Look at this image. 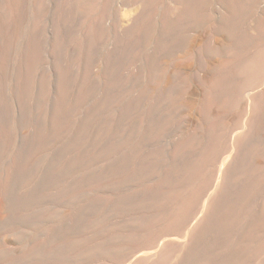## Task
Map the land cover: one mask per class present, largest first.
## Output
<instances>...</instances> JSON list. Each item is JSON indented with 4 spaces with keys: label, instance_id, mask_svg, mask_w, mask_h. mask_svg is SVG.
<instances>
[{
    "label": "bare ground",
    "instance_id": "obj_1",
    "mask_svg": "<svg viewBox=\"0 0 264 264\" xmlns=\"http://www.w3.org/2000/svg\"><path fill=\"white\" fill-rule=\"evenodd\" d=\"M72 1L0 0V32L8 31L5 32L9 39L6 40L7 50L15 48L14 39L27 35L31 43L29 46H32L31 57L34 54H40L41 57L42 51L48 52L49 56H46L49 63L60 70L63 78L70 75L73 59L69 56L73 49L80 51L83 58L85 49L91 59L88 61L92 62L98 58L97 48L111 44L113 49L104 53V56L115 70L136 62L141 63L144 57L148 58V68L143 69L141 63L140 67L137 66L138 76L136 73L137 77H132L129 82L128 90H135L137 94L125 105L128 114L135 115V118L129 115L130 119L133 118L132 124H129L125 132L122 131L125 134L129 128L127 134L124 137L120 134L117 143L110 142V149L106 150L105 147L102 150V153L107 154V159L101 154L105 161H111L108 157L112 153L113 158H117L112 159L115 161L113 165L112 161L108 162L111 167L106 166V171L102 169L105 173L98 177V183H106L109 178L104 176H112L119 182L115 185V179L110 178L112 182H108L109 186L114 183L115 187H120V182L124 185L128 180L141 181L142 185L145 179L151 178L153 173L163 167V175L160 170L161 176L151 189L149 182L152 184V181L147 182L150 178L144 182L148 183L147 189L150 192L153 189L158 193L165 188L166 194L160 200L158 193L157 201L154 200L157 196L151 195L155 202L152 200L153 208L157 206L159 209L158 214L148 215L152 212L151 205L148 216L131 215L134 213L131 211L135 210L132 204L144 202V206L151 200L148 198H151V193L148 196L143 193L146 197L142 199V191V196L138 191L139 197L136 198V189L140 190V186L137 188L132 183L135 186L133 197L138 199L137 202L142 201H128L131 203V211L128 205L124 212H131V216H125L122 221L118 219L116 225L108 222L113 229L101 227L107 223L106 218L112 217L107 215L99 221L100 224L97 222L99 218H95V223H88L97 222L102 228L99 232H94V224L92 233L85 232L83 228L88 225L83 223L87 222V218L82 222L83 228L79 229L82 232L84 230L85 234L76 235L77 230L76 234L70 231L72 236L68 235V230L64 234L65 229L61 231L56 228L57 232H63L57 234L53 228L55 234L50 231L53 236L41 235L37 231L39 223H36L39 212L35 213L34 210L36 181L33 178L29 180V191L23 193L25 168L19 155H14L6 168L0 166V264H248V255L242 249L236 251L232 248L228 232L212 233L213 230H208L212 219L225 222L223 218L227 220L228 216L232 222L244 212L242 209L245 203L240 207L235 202L239 200L234 201L233 198L241 196L246 199L243 197L246 191L256 194L264 185V89L261 90L264 88V46L261 45H264V9L258 14H252L264 0H99L95 17L92 20L82 18L73 30L70 11ZM114 4L118 8L116 14L112 9ZM124 9H130L129 14L133 15L127 18L128 14L121 13ZM249 15L254 17L250 18ZM246 21L249 24L247 29L244 28ZM241 28L246 29V32ZM248 44L256 49L254 55L246 54L249 49L245 52L244 47ZM150 46L152 52L147 53ZM177 53L180 55L176 56ZM193 63L203 68L199 78L179 83L178 71H185ZM169 65L171 71L168 70ZM260 78V83L253 86ZM127 111L122 110V117L126 114L123 119L128 117ZM236 112H239L240 122L228 129L226 124L231 127L228 121ZM4 153L0 151V165L4 164L8 156ZM211 168L213 170L210 173ZM208 173L213 174V178H208L210 180L204 184V188L200 186L203 191L200 187L194 190L195 186L192 190V181L207 179L205 177ZM129 185L126 186H132ZM109 186L105 188L109 189L108 192L115 190V187ZM120 188H117L116 194L114 191L112 193L121 198L120 206H126L130 192H122L124 188ZM141 190H146V186ZM107 191L104 193L110 194ZM145 192L148 193V190ZM225 194L233 198L228 201ZM242 198L241 201L244 200ZM116 201L115 204L120 207ZM170 204L178 207V211L173 208L176 214H160ZM147 205L146 209L149 208ZM115 207L114 210L119 213L117 215H121V211ZM137 208L135 214L141 209L139 206ZM195 208L197 211L194 212ZM30 209L32 213L30 211V218L26 215L27 219L24 213ZM25 228L31 231H25ZM92 228L89 230L92 231ZM46 238L53 239L54 246L41 249L40 242H49ZM62 240H66L63 241L66 242L64 246L60 244ZM259 247L264 249V242Z\"/></svg>",
    "mask_w": 264,
    "mask_h": 264
},
{
    "label": "rangeland",
    "instance_id": "obj_2",
    "mask_svg": "<svg viewBox=\"0 0 264 264\" xmlns=\"http://www.w3.org/2000/svg\"><path fill=\"white\" fill-rule=\"evenodd\" d=\"M97 2H99V0H73L72 1V5H71V9H70L72 16H73V23L71 25L72 30L76 29L77 22L79 20H81L82 18H84V20L86 18L88 20H92V18L95 17L96 11H97V6H98V4H96ZM112 9H114V13L116 14L117 9H118L117 4H114ZM263 9H264V1L259 5V7L256 10L252 11V12H254L252 14H255V13L258 14ZM129 12H130V9H124V10H122L121 13L128 14L127 18H130L133 14L132 13L129 14ZM249 12H251V11H249ZM118 14H119V12H118ZM252 14H250V15H252ZM249 16H248V18H249ZM252 17H254V16H252ZM252 17L250 16V18H252ZM246 22H244L246 25L244 24L245 27L244 26L243 27L247 29V27H249V24H248V22L247 23ZM244 28L243 29L241 28V29H242V31L246 32V29H244ZM5 32L8 33L7 30L0 32V151L2 153L5 152L6 154L4 153V155L8 154V156H7L8 158L5 157L6 162L4 161V164L0 165V166L1 167L5 166V168H6L8 163H10V158L12 159V157H14V155L18 154L20 157V160H21V164L23 165V168H25V169H23L24 170L23 173H24V178H25L24 181L26 184L24 183V185H23V193L24 192L27 193L26 191H29V180H31L33 178V180L36 181L35 182L36 183V192H35L36 208H34V210L36 211L35 213L39 212L38 213L39 217L35 214V216H37V218H39V220L36 218L37 219L36 221H38L36 223L37 224L42 223L41 225L38 224V227H37L38 233L41 235H45V236L47 235L50 237V236H53V234H55V232L58 234V232H61L63 229H65V230H63L64 234H65V231L68 230L69 231V233L67 231L68 235L72 234V232L70 233V231H74V234H76L75 233L76 230L78 231V233L76 235L85 234V232L87 234H90L94 231V229L92 227L95 226L96 230L94 232H97V231L99 232V230L102 231V228L106 229V228L111 227V225L109 226L108 222H110V224H113V222H114L115 224H113V225H116L117 223H119L120 220L121 221L124 220L125 216H127V217L131 216V215L148 216V215L158 214L159 209H157L156 205H155L156 207L154 206L155 208H153L152 204H153L154 200H156L157 198L160 197V200H161V198L162 199L164 198V195L166 194V192H165L166 189L160 188L161 190H160V192H158L160 194V196L157 195L158 193L157 192L155 193V191H153V189H152L153 193H152V191L150 192L149 189H147L148 183L144 182V181H147V179H149L150 177L145 179L142 182L143 183L142 185L140 183L141 181L130 182L132 180H130V181L125 180L128 183H126V184L124 183V185H123V182H120V183H122V184H120V187L124 188L122 190V192H124V191L130 192V193L126 192L129 194L130 199H131V200L130 199L128 200L129 196L127 197V202H126L127 204H125L126 206H124V205L120 206L121 205L120 202L122 200L120 197L115 195L117 188H120L118 186L115 187L116 184L118 185L117 179L114 178L115 179L114 180L112 176L111 177L110 176H104V177H107L109 179L105 178L103 180L107 179L108 182L110 183V182H112V180L110 178H112L115 182V185H113L114 184L113 183V184H110V186H109V183L107 181H105V182L108 185L106 183H98V180H99L98 177H100L101 175H104L105 171L108 169V168L107 169H104V168H106V166L111 167V164H108V162L110 163L112 161L113 163L112 162L111 163L113 165L115 162L113 160H116V158H117V157L113 158L112 155L114 153H112V155H111V153H110L111 151L109 150L110 151L109 153L112 156V158H110L111 156H109L108 159H111V161L110 160L105 161L107 159V157H106L107 154L105 155V152L102 153V150L104 151L105 147H106V150L110 149L111 146H109V145L112 144L110 142L117 143L116 141L120 140L122 135L124 137V135L127 134L129 128H128V130H126L127 132L125 134H123L122 131L125 132V129H127V127H129L132 124L133 118L130 119V117H132L133 115L131 116V114H128L126 105H128L127 103H129V101L132 97L136 96L137 92L135 90H132V89L128 90V89H130V83L129 82L134 77L138 76L137 66L140 67V64L143 63L141 65V67L143 69H145L147 67L146 64L150 63L149 59L144 57L141 59V63L136 62V63H133V65L129 64L127 66H123V67L117 68V70H115L116 68L111 66L110 63L108 61H106V59H107L106 56H104L105 55L104 53H108L113 49V46L111 44H104L100 48H97L96 50L99 53L97 56L98 58H96L92 62L88 61L91 59H90V57L87 56V52L85 49H84V58H83V55H82V53H80V51L74 50L73 48H71L73 50H72V53L70 54L69 57H72L73 65H72L70 72H69L70 75L68 77H64L65 78V80H64L63 76H61L60 70H57V68H54L53 65L51 63H49L48 57H47V56H49L48 52L42 51L41 57H40V54H38V55L34 54V56L31 57L32 56V54H31V51H32L31 47L32 46H29V45H31V43L28 40L27 35L24 34L25 36H22L21 38H18V39H14L13 42H14L15 48H13L12 50H9V49L7 50V43L6 42L9 39L7 36L8 34H6ZM262 42H264V41H262ZM261 45L264 46L263 43ZM246 46L244 47L245 52L249 49L246 52V54L254 55L256 53L255 52L256 49L252 48L253 45L250 46L248 44L249 47L248 46L246 47ZM147 50H148V51H146L147 53H151L152 52L151 46L148 47ZM179 55H180V53H177L176 56H179ZM144 56H147V54H145ZM35 62L37 65L33 64ZM32 64L34 67L32 66ZM148 66H149V64H148ZM169 67H171V65L168 66V70L171 71L172 67H171V69ZM31 69H32V71H31ZM181 70L182 71H178V72H180L179 73L180 76L178 77V74H177V78H178L179 83L182 84L183 82H185L187 80L199 78V75L201 74L203 68L198 66L197 64L193 63V64H189L186 67L185 71L183 69H181ZM182 72H184V73H182ZM136 73H137V76H136ZM44 74L47 78L44 76ZM60 77H62V78H60ZM141 78H140V81L143 79V78L142 79ZM119 79H120V81H119ZM59 80H61V81H59ZM260 81H261V78L258 80V82H256V83L254 82L255 84L253 83V86L259 84ZM116 84H118L119 86ZM66 85H68V86H66ZM45 86H48V87H45ZM263 89L264 88H262L261 90H263ZM129 94H130V96H128ZM118 95L120 96V98ZM117 97H118V99H117ZM123 97L125 98V100ZM126 98H128V99H126ZM121 99H123V100H121ZM112 103H113V105H112ZM123 107L124 108L126 107L125 110ZM121 109L125 112L127 111L128 117L125 119L128 121H125V119H123L124 117H126V114L122 117V114L124 112H122ZM129 115H130V117H129ZM239 116H240L239 112L234 113L231 117V121L229 120L231 123L228 121V124H230V126L231 125L236 126L237 122H240V120L238 119ZM133 117L135 118V115ZM226 123H227V121H226ZM103 124H104V126H103ZM226 126L228 129L232 128V126L229 127V125H227V124H226ZM120 127H121V129H120ZM119 129H120V131H119ZM108 133H109V135H107ZM120 134H121V136H120ZM15 150H16V154H15ZM19 152H21V153H19ZM101 154L103 156L105 155L106 159L104 157L101 158V156H102ZM115 156H117V155H115ZM103 160L105 161V163ZM30 161L32 164L30 163ZM103 163H104V165H103ZM24 164H25V166H24ZM101 165L103 168L101 167ZM161 166H159V167H161ZM102 169L105 171H102ZM162 169H163V167L159 168L158 169L159 172L157 171L155 173L156 175L153 173L155 175V177L158 176V177H156L157 179H155V177H153L154 176L153 174L151 175V178L153 177L155 179V181H154V179H151V178L147 181V182H149L150 180L152 181V184H151V182H149L150 189H151V187H153V185L157 184L155 182L158 180L159 176H161V171H162V175H163L164 169L163 170ZM212 170H213V168L210 169V173L212 172ZM97 171L100 173V175ZM158 173L160 175H157ZM29 174H31L30 175L31 178H30ZM95 175L97 176L96 178H94ZM207 175L209 176L210 174L208 173ZM208 176L205 177L207 179H201V180L199 179L200 181H196V180H198V179H196L195 181L197 182V186L195 185L196 182L193 180L191 185H190L192 190H193L194 186H195L194 190L196 188H197L196 190H198V187H200V186L205 187V185L209 182V180L211 178H213V177H211V176H213V174L210 175L209 177ZM27 177H28V179H27ZM102 178H103V176H102ZM208 178H210V179L208 180ZM90 179L92 180V182H93V179H95L96 181L94 180V182H96L97 184L94 185L93 184L94 182L92 183ZM89 182H91V183H89ZM129 183H130L129 186H131V185L133 186L132 183H134L137 188H139V186H140V190L135 188L137 190L136 194H135V192H134L135 186H133V187L131 186L132 188L126 186ZM91 184H93V186ZM98 184H99V186H98ZM136 184H138V185H136ZM111 185H113V186L111 187ZM106 186H109V188L115 187V190H110L111 192H108L109 189H105V188H108ZM145 186H146V190H148V193L145 192L146 190H144V191L141 190V189H144ZM101 187L104 188L103 192H102ZM125 187H127L128 189ZM201 187L199 188L200 190L202 189ZM120 189H118V190H120ZM130 189L132 190V192L130 191ZM106 191H107V193H110V194L104 193ZM112 191H114L115 194H113ZM138 191L140 194H141L140 191H142V194L144 193L147 196L149 195V193H151L150 196L153 194H155V195H153V197L157 196V197H155L154 200L152 199L153 198L152 196H151V198L148 196V198L151 199L149 201L151 204L147 203V204H149L148 209L145 208L147 205L146 204L147 201H145V200H148V198L147 199L144 198L145 199L144 201L146 204L144 206H143L144 202L142 204L138 203V202L142 201L140 199L141 197L139 198L141 201L137 202L138 199L136 200V198L139 197V194L137 193ZM161 191H164V192L161 193ZM201 191H203V189ZM246 192L248 194L246 193L243 196V197H246V199L242 198L241 196L239 198H237V197L233 198L230 196V198H229V196L226 195L227 193L225 194V196L228 197V199H227L228 201H229V199L231 200L232 198H233L232 200H234V201L237 199L239 201H241V198L244 199L243 201H241V203L239 201H238L239 203L237 201H235L237 203V205L240 204L239 205L240 207H243L244 203L246 204V205L244 204V207L242 209V211L244 210V212L240 213V216L238 215V217H236L234 220H232V222H231L230 217H228V216H226L228 218L227 220H226V218H223L225 220V222L223 220H218V222H217L216 219H212L213 221L211 220L212 222H209L210 226H209L208 231L212 232V230H213L212 233H214V232L219 233L220 231L221 232H228L230 241L232 243V248H235L234 250H236V251L237 250L239 251L242 249L244 251V254L246 256L248 255V257H247L248 264H253L254 262L257 264H264V249H260V247H259L261 245V243L264 242V223H263L264 222V215H263L264 214L263 213L264 212V208H263V205H264V185L258 189V192L256 194L253 193L254 195L248 191H246ZM131 193H133V194L130 195ZM232 193H233V191H232ZM134 194L138 195V196H135L136 198H134L133 197ZM142 194H141V196H142ZM146 195L142 196V199H143V197H146ZM162 195H163V197H162ZM225 196L223 197L224 199H225ZM107 198H108V200H107ZM116 199L118 200V202H119L118 205L120 207H118L117 204H115L117 202ZM132 199H133V201H132ZM134 200H136L135 202L139 204V205L136 204L137 207L139 206L141 208L139 210V213L137 211L138 214H135L136 213L135 210L137 208L136 205L132 204L131 206L134 207V208H132L130 206L131 203H128V201L134 202ZM152 200H153V202H152ZM200 200H201V198H200ZM109 201H110V203H109ZM37 204H38V206H37ZM115 205L118 208V211L119 210L121 211L120 212L121 215H122V213L124 214L123 217L121 215H117V213H118L117 210H114ZM128 205L130 207L129 211H131V208L133 210L135 209L134 211H131V212H134L133 214H131V212H130L131 215L129 214V212H126V213L124 212L126 210L125 207H127ZM151 205H152V212L150 211ZM116 207H115V209H117ZM123 207H124V209H123ZM142 208L144 210H142ZM168 208L167 207L163 208L161 210L160 214L174 215V214H176L174 209L176 211H178L177 210L178 207L174 206V205L171 206V204L168 206ZM196 208L193 209L194 212L197 211ZM87 209H88V211H87ZM137 209H139V208H137ZM141 210H142V212L140 213ZM30 211L32 213L31 209L28 210V212L26 211L27 213H24L25 217H26V215H28V217L30 218V216H29V215H31ZM149 211H150V213H148ZM168 211H170L171 213ZM246 211H248V212H246ZM147 213H148V215H147ZM249 213H251V214L249 215ZM88 214H90V215H88ZM112 214H114V215H112ZM107 215H111L112 216V217L110 216L111 219ZM115 215L117 216L116 219L114 218ZM241 215H243V216L241 217ZM40 217H42L43 219ZM46 217H47V219H46ZM106 217H108L109 219ZM120 217L122 219H120ZM29 218H27V219H29ZM87 218H89L91 220L88 219L87 222L83 223L85 225H88V226H86L87 228H85V226L82 224V222H84L83 220H86ZM95 218H97V219L99 218L98 221ZM102 218L103 219L106 218L107 223L105 222L104 223L105 225L101 223V225H104V226H101L102 227L101 228V227H99L100 226L99 221L102 220ZM112 218H114V219H112ZM254 218H255V220H254ZM118 219H119V221H118ZM219 219H222V218H219ZM115 220H116V222H115ZM90 221H94V223H95V221H97L99 224L97 222H96V224L98 225L99 229H98V227H96V224H94L93 222H91V224H88V223H90ZM76 223H79V224H76ZM235 223H236V225H235ZM92 224H94V226ZM89 225H91V227H89ZM82 226H84V228ZM257 226H258V228H257ZM43 227H45V228H43ZM80 227H82L85 230V232H84V230H83V232L79 231V229L81 230ZM212 227H213V229H212ZM259 227L260 228L262 227V228L260 229ZM53 228L55 229V232H54ZM56 228L57 229L59 228L58 230H61V231L57 232ZM89 228H92L93 230L90 231L91 229L89 230ZM113 228L114 227L112 226L111 229H113ZM45 229H47V230H45ZM87 229H88V231H86ZM26 230L27 231L29 230V232L31 231L29 228H27V229L25 228V231ZM40 231H42V232H40ZM48 231L50 234L48 233ZM50 231L51 232L53 231V234ZM44 232H47V234L46 233L44 234ZM67 233H66V235H67ZM247 233H249V234H247ZM60 234H63V232H61ZM261 234H262V236H261ZM257 235H259V236H257ZM72 236H73V234H72ZM47 240L49 242H51L52 245L49 242H47V243H41L40 242V248L41 249L48 247V246L49 247L54 246V243H53L54 240L53 239L50 240V238H46V241ZM42 241L45 242V240H42ZM63 241H66V240H62V242H60L61 246H64V244L66 243V242L63 243ZM248 251H250V253ZM259 253H260V255H259ZM255 256H257V257H255ZM254 258H255V260H254Z\"/></svg>",
    "mask_w": 264,
    "mask_h": 264
}]
</instances>
